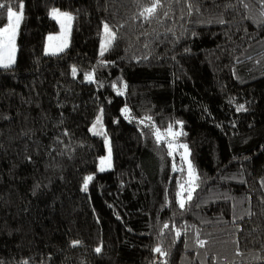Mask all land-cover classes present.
Here are the masks:
<instances>
[{"label": "trees", "instance_id": "1", "mask_svg": "<svg viewBox=\"0 0 264 264\" xmlns=\"http://www.w3.org/2000/svg\"><path fill=\"white\" fill-rule=\"evenodd\" d=\"M0 2L24 5L0 68V264H264V0H161L149 19L150 0ZM54 8L73 26L49 56ZM170 125L199 177L183 209Z\"/></svg>", "mask_w": 264, "mask_h": 264}, {"label": "snow or ice", "instance_id": "2", "mask_svg": "<svg viewBox=\"0 0 264 264\" xmlns=\"http://www.w3.org/2000/svg\"><path fill=\"white\" fill-rule=\"evenodd\" d=\"M19 11L14 10V8L8 4V3H3L0 2V9H6V19L7 23L3 26L0 27V67L2 68H9L15 63V39L17 35V30L20 26V23L23 19V3H20L18 5ZM162 7L161 0H150V6L145 7L143 11L140 13L141 16H144L145 19H149L153 17L156 13L157 10ZM191 7V6H189ZM51 15L53 19L58 20L61 26V32L66 33L67 31L70 30V24L73 19V17L67 13V12H61L59 9H52ZM104 31L107 34V40L102 43L101 45V55L104 54V51L108 49V47L111 45L112 41L115 39V33L111 31L109 26L107 24L104 25ZM49 41L53 40H59L60 37H53L49 36L48 37ZM67 47V43H61L56 46H50L51 53L55 55L59 51H63L64 48ZM76 69H72V74L73 76L76 75ZM88 79L91 80L92 77L91 75L88 76ZM124 112L127 113L128 109L125 108ZM148 119H151L150 117ZM101 118H97V123H100ZM95 127V125H94ZM168 134L171 135L172 137H176L181 135L182 133L180 132H173L172 131V126L170 125L168 127ZM98 134L103 135V132H100ZM156 138L159 141L162 137L157 131L156 133ZM168 147L171 149L173 145L169 143ZM180 147L184 148L185 151H187V145H181ZM110 151V150H109ZM169 155H171V152H169ZM184 159L187 160V156H184ZM105 163V159L102 158L101 164L103 165ZM188 163V180L185 182L187 184V188L185 187V184L180 185L181 191L178 193V196H180L179 200V206L181 209L185 207L186 200L184 199V193L187 192V201H191L192 199V194L195 191L196 187L198 186L196 181L199 179V177L195 173V169L191 164V161H187ZM101 171H104V168L101 167ZM93 177L89 176L85 179L84 183V189H87L88 182L91 181ZM165 227H168L165 225ZM179 235V233H177ZM74 243H79L74 242ZM198 243L200 244L201 247H203L206 244V241L204 240H199ZM101 249L97 248L96 252H100ZM156 252H161V249L158 247L155 249ZM165 254V253H161Z\"/></svg>", "mask_w": 264, "mask_h": 264}, {"label": "rangeland", "instance_id": "3", "mask_svg": "<svg viewBox=\"0 0 264 264\" xmlns=\"http://www.w3.org/2000/svg\"><path fill=\"white\" fill-rule=\"evenodd\" d=\"M62 12V11H61ZM71 15V14H70ZM72 16V15H71ZM73 17V16H72ZM55 21L57 22V24L59 25V32L58 33H54V34H51L49 36H53V37H60L59 40H53V41H49V39L47 38V42H46V46H45V54L46 55H49V56H55V55H59L61 53H63L64 51H66L69 47V44H70V39H71V33H72V26H73V19L71 21V24H70V30L67 31L66 33H62L61 32V26H60V23L58 22V20L55 19ZM48 36V37H49ZM17 38H18V30H17V35H16V39H15V46H16V50H15V62H16V57H17ZM107 34L103 40V42H105L107 40ZM67 43V47L64 48L63 51H59L57 52L55 55H53L51 53V50H50V46H56V45H59L61 43ZM264 48V45H261L260 47H258L257 49H255L252 53H257L259 51H262L261 49ZM15 64V63H14ZM13 64V65H14ZM12 65V66H13ZM2 68V67H0ZM92 133L93 134H97L99 133L98 132V125L96 124L95 127L92 129ZM169 143H171L173 145V147L171 148V151L173 153H178L181 158L185 161V165H186V168H187V172H188V163L187 161H190V153L187 149V151H185L184 148L180 147L181 144L180 142H177V136L176 137H172L170 136L169 138ZM184 156H187V160L184 159ZM110 160H111V156L110 154H108V156L105 158V163L102 165V167L104 168V170H108L110 168ZM192 164V163H191ZM186 188H187V185H186ZM187 193V192H186ZM185 199V197H184Z\"/></svg>", "mask_w": 264, "mask_h": 264}]
</instances>
